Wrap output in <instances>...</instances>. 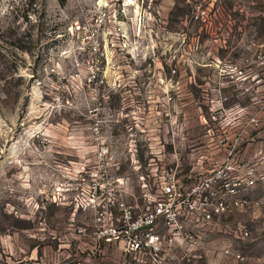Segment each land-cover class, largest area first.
<instances>
[{
  "label": "rangeland",
  "instance_id": "obj_1",
  "mask_svg": "<svg viewBox=\"0 0 264 264\" xmlns=\"http://www.w3.org/2000/svg\"><path fill=\"white\" fill-rule=\"evenodd\" d=\"M254 98L264 110V0H0V264H123L75 237L90 172L140 211L169 180L264 165L234 144ZM241 198L258 207L214 219L215 251L264 264V183Z\"/></svg>",
  "mask_w": 264,
  "mask_h": 264
},
{
  "label": "built area",
  "instance_id": "obj_2",
  "mask_svg": "<svg viewBox=\"0 0 264 264\" xmlns=\"http://www.w3.org/2000/svg\"><path fill=\"white\" fill-rule=\"evenodd\" d=\"M239 143L240 139L236 138L234 144ZM233 153L232 149L229 157L233 158ZM90 176L93 184L83 187L72 205L75 211L94 213V223L92 231L83 227L75 229L76 239L91 238L99 249L120 247L125 258L136 264H166L165 251L179 246L189 245L187 250H193L199 239L196 230L208 227L216 217L235 210L257 208V202L241 197L256 188L259 182L264 183V171L229 164L215 170L201 187L183 189L174 179L162 183L161 198L139 211L137 206L127 204L120 196L125 193L123 181H117V191L106 204L95 184L99 174L90 172ZM240 234L243 239L249 237V231L244 227ZM224 255L237 262L245 261L241 254L231 249H225Z\"/></svg>",
  "mask_w": 264,
  "mask_h": 264
},
{
  "label": "crops",
  "instance_id": "obj_3",
  "mask_svg": "<svg viewBox=\"0 0 264 264\" xmlns=\"http://www.w3.org/2000/svg\"><path fill=\"white\" fill-rule=\"evenodd\" d=\"M258 104L259 103L254 98L250 107L252 111L249 113V117L243 120V130L241 131L242 133L238 135L240 143L246 144L247 146H264V110L257 107ZM242 109L246 108L243 107ZM228 139H231V137L226 138V140ZM260 154L261 153H258L257 156L259 157ZM245 155L246 151L243 152L242 162L246 161ZM249 160L254 161L252 158H249ZM252 167L258 168L261 172L264 171L263 164H255ZM217 230H220V227L215 222L206 228L203 227L196 230L199 239L197 240L194 249L188 251L187 249L189 245H186L165 251L164 259L166 264H236L235 260L224 255V251L222 253H220L218 249L215 251L211 234ZM101 249L100 252L102 256L112 255L118 258L119 255L122 258L121 261L123 264L132 262L130 259L125 258L120 247L108 246L101 247Z\"/></svg>",
  "mask_w": 264,
  "mask_h": 264
},
{
  "label": "trees",
  "instance_id": "obj_4",
  "mask_svg": "<svg viewBox=\"0 0 264 264\" xmlns=\"http://www.w3.org/2000/svg\"><path fill=\"white\" fill-rule=\"evenodd\" d=\"M58 2L61 6H64L66 4L67 0H58Z\"/></svg>",
  "mask_w": 264,
  "mask_h": 264
}]
</instances>
